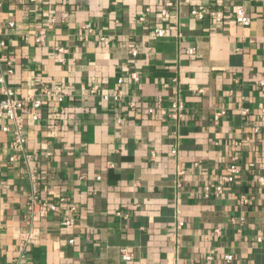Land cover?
<instances>
[{"label": "crops", "instance_id": "0c3cea01", "mask_svg": "<svg viewBox=\"0 0 264 264\" xmlns=\"http://www.w3.org/2000/svg\"><path fill=\"white\" fill-rule=\"evenodd\" d=\"M192 7L225 19H195ZM236 7L249 25L234 21ZM0 40V74L17 96L66 92L42 97L27 119L30 159L10 162L11 132L0 129V264H264V0H1ZM173 100L184 106L177 119L140 107ZM234 156V183L202 198ZM32 188L63 200L30 219ZM29 233L36 241L22 249Z\"/></svg>", "mask_w": 264, "mask_h": 264}, {"label": "built area", "instance_id": "2783aa9c", "mask_svg": "<svg viewBox=\"0 0 264 264\" xmlns=\"http://www.w3.org/2000/svg\"><path fill=\"white\" fill-rule=\"evenodd\" d=\"M29 2H35L36 0H28ZM167 5L170 2L166 3ZM1 5V0H0ZM166 13V8L162 9V14ZM191 16L195 19H203L204 17H208L211 21L221 22L225 19L223 12L218 11L217 9H208V8H198L192 7L190 9ZM62 16H66V12L62 13ZM232 18L236 23H239L243 26H247L251 22V17L245 12L242 7H236L233 10ZM140 20H143V17H140ZM49 21L52 23L55 21L54 17H50ZM13 22L9 21L8 26H12ZM153 34L156 37L163 36L165 31L163 28H155L153 30ZM46 31L43 28H38L33 36V39L36 43H40L45 39ZM105 42L104 37H101ZM4 46V41L0 40V47ZM58 50H61L59 47ZM188 54H192L194 52V47H188L186 49ZM131 54L134 56L136 54V50L134 48L131 49ZM9 62V61H7ZM7 72L10 73L11 69L8 68ZM130 76L134 82L139 80V75L137 71L132 70L130 72ZM120 83L121 79L117 80ZM259 85H263L264 81L260 79L258 81ZM96 85H93L90 89V92H94L96 90ZM0 90L2 93V97H0V129L5 132H11V136L9 138L8 147L11 151L10 156H8V160L13 162L17 160V156L21 155L24 161L30 159L32 154L26 151V139L23 133V130L26 125L27 119L37 120L39 118V112L43 105L44 96H55L58 102H62L66 97V92L62 90L58 85H53L51 88H42L41 92L34 95H27L25 97H19L16 95L15 91L5 83L4 76L0 74ZM120 91H115L112 93L102 94L104 99L112 98L114 100L120 97ZM140 105V104H139ZM138 103L134 100H130L127 103V107L130 109L138 108ZM143 111L148 114L159 113L161 115L169 116L172 119H177L184 106L183 103L179 100H173L167 105L162 104L161 101H155L150 105H140ZM263 110V109H262ZM225 113L224 109H220L214 113V118L219 117ZM120 121L121 119H117ZM254 131H258V128L255 127ZM171 153L175 152V149L170 150ZM237 156L232 158L226 167L225 172L221 176H219L214 182H210L204 184L201 189V197L204 199L210 197H219L223 195L226 188H228L232 183H234L236 179V175L240 172V166L237 163ZM182 171H179L181 174ZM31 178H34L31 177ZM259 180H263V177L260 176ZM175 186H181L180 178L175 181ZM63 200V198H59L58 201ZM58 201L48 202L44 200H40L37 195V191L35 188H32V191L28 195L27 201V210L30 219H38L42 216H45L48 211H54L57 209ZM238 202L241 206L246 205L249 202V196L246 193H240L238 196ZM74 209V207H71ZM64 224H70V218L65 217ZM177 226L180 227L182 225L181 220H177ZM219 231L218 228L213 230V233L217 234ZM258 240L260 238L258 237ZM35 236H32L30 233L23 235L19 240V245L22 249H25L27 246L35 243ZM72 242V239L69 240ZM120 257L124 261H129L132 258V253L128 251V249L124 246L119 248ZM210 258V256H208ZM223 260L225 262H231L233 260V255L231 253H225L223 255ZM240 264V263H236Z\"/></svg>", "mask_w": 264, "mask_h": 264}]
</instances>
